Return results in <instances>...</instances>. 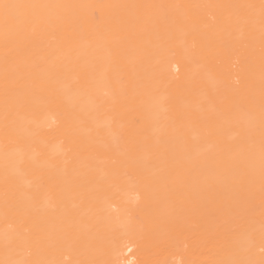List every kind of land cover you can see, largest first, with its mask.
<instances>
[{"label":"bare ground","instance_id":"bare-ground-1","mask_svg":"<svg viewBox=\"0 0 264 264\" xmlns=\"http://www.w3.org/2000/svg\"><path fill=\"white\" fill-rule=\"evenodd\" d=\"M0 264H264V0H0Z\"/></svg>","mask_w":264,"mask_h":264}]
</instances>
